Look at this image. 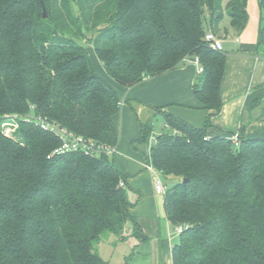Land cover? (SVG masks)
Masks as SVG:
<instances>
[{
    "label": "trees",
    "instance_id": "obj_1",
    "mask_svg": "<svg viewBox=\"0 0 264 264\" xmlns=\"http://www.w3.org/2000/svg\"><path fill=\"white\" fill-rule=\"evenodd\" d=\"M248 0H0V115L37 114L98 143L116 146L118 91L96 70L130 88L194 58L203 127L156 108L174 133H160L148 163L173 181L164 212L183 225L173 264H264V139L209 137L224 102L227 53L205 41L227 14L241 31ZM47 17L43 16V4ZM263 14L257 46L264 49ZM154 125L141 123L140 144ZM61 141L20 122L6 136L0 122V264H110L97 244L142 229L130 209L128 174L112 154H53ZM114 154V153H113ZM187 180V181H184ZM123 183V185L121 184ZM128 258V257H127ZM125 264H129L126 262Z\"/></svg>",
    "mask_w": 264,
    "mask_h": 264
},
{
    "label": "crops",
    "instance_id": "obj_2",
    "mask_svg": "<svg viewBox=\"0 0 264 264\" xmlns=\"http://www.w3.org/2000/svg\"><path fill=\"white\" fill-rule=\"evenodd\" d=\"M221 39L224 44V38ZM235 41L238 48L227 53L221 85L224 105L221 112L212 117L213 125L208 128L207 135L231 137L238 133L240 137L264 139V49L258 47V40L252 38H236ZM88 51L98 73L113 85L121 98L120 109L114 116L119 134L114 154L118 168L128 174L126 188L130 187L133 194L141 193L130 212L141 226L142 241L149 238L154 240V264H173L172 223L165 212L164 218L161 217L158 204L154 206L147 201L155 198L157 192L150 183L154 194L149 193L150 189L143 180V177H147L145 181L149 182L150 176L141 157L145 156L143 144L136 143L139 128L133 113L142 118L144 123L146 119L151 120L150 115H155L156 108H162L196 127H203L212 111L197 108L198 103L193 94V84L200 74L201 66L197 61H194V66H187L185 63L192 60L184 59L176 68L156 77L145 78L127 88L107 74L100 60L93 57L92 48L89 47ZM133 194L128 193L129 198Z\"/></svg>",
    "mask_w": 264,
    "mask_h": 264
},
{
    "label": "rangeland",
    "instance_id": "obj_3",
    "mask_svg": "<svg viewBox=\"0 0 264 264\" xmlns=\"http://www.w3.org/2000/svg\"><path fill=\"white\" fill-rule=\"evenodd\" d=\"M226 1L227 0H225V2ZM247 12H248V22L246 24V27L243 30L241 31L235 30L231 26L230 18L227 14L224 16L223 20L220 22L218 29L215 30L214 34L220 40H222L221 37L224 38V44H223L224 52L229 53L233 49L238 48V44L235 41L236 38H239L240 40H245L246 38H252V40L254 41L258 40L260 26L263 22L262 20L263 14L260 8V0H248ZM85 45H88V49L89 47L93 49V52H94L93 57L95 56L94 58L98 60V58H96L97 56L95 54L93 45L91 43H86ZM185 64L187 66H194L195 62L187 61ZM133 115L135 116L134 120H135L136 126L137 128H139V137L136 140V143H139L138 140L141 137L140 127H141V123H143V119L138 118L136 113H133ZM150 116H151L150 117L151 120L146 119L144 123H147L148 122L147 120H149L148 123L154 125V130L152 133L153 138H155L160 133H164V132L174 133L172 129H168L163 124L162 114L155 112L154 116L153 115H150ZM142 144H143L142 149H144L143 151H144L145 156H141V157H142V161L145 163V165H147L148 161L145 158L149 152L150 141L148 140L146 143H142ZM111 157L114 159L116 165L118 166L115 154L112 153ZM142 168L143 170H146L144 167ZM147 175L150 176V181L149 182L145 181V178L147 177H143V180L146 186L150 189L149 193L154 194L153 193L154 190L153 191L151 190V187H153V189L155 187L154 173L151 171H148ZM160 177L165 185H171L173 183L172 180L167 179L166 177L162 175H160ZM152 178H153V183H152ZM150 183H151V187H150ZM126 189L129 194L130 193L133 194V192H131L130 187H127ZM140 195L141 193L140 194L136 193V194H133V196H131L132 198L131 197L129 198L131 202L134 203V207ZM163 197H164L163 195L161 194L158 195L157 193V195H155V198L150 197L152 199L147 200L148 203L153 204L154 206L158 204V208H159V211L161 212L162 218H164ZM176 227L177 226L171 225L172 235H173L172 241L174 244L179 241V234H177V232L175 231ZM124 233H125V237L122 240L117 239L114 235H111V237H109L107 240L101 241L100 243L97 244L96 248L98 249L102 257L108 260L110 264H125L126 262H128L129 264H154V260L156 257L154 240L149 238L146 241H142L140 238L134 236L132 225H127L124 230Z\"/></svg>",
    "mask_w": 264,
    "mask_h": 264
},
{
    "label": "built area",
    "instance_id": "obj_4",
    "mask_svg": "<svg viewBox=\"0 0 264 264\" xmlns=\"http://www.w3.org/2000/svg\"><path fill=\"white\" fill-rule=\"evenodd\" d=\"M205 41L210 48L215 50L224 51L223 41L220 40L213 32H209L205 36ZM197 61V60H196ZM198 62V61H197ZM200 72L203 68L200 67ZM1 128L6 136H14L20 122H26L32 124L43 131H47L55 135L60 141L61 145L53 151V154H63L67 152L81 151L87 155H98V154H112L116 152V146L107 144H101L97 141L87 138L83 135L76 134L75 132L65 128L61 124L50 120L48 117L37 114L35 107H31V111L26 114L21 113H6L0 115ZM235 145L240 143V135L238 133L230 137ZM156 141L155 138H150V146ZM148 152V153H149ZM146 169L154 173L155 179V190L158 194L164 195L167 186L161 180L160 173L153 167L151 163L147 162ZM123 185V183H121ZM184 230L183 225H178L175 229L177 234H180Z\"/></svg>",
    "mask_w": 264,
    "mask_h": 264
},
{
    "label": "water",
    "instance_id": "obj_5",
    "mask_svg": "<svg viewBox=\"0 0 264 264\" xmlns=\"http://www.w3.org/2000/svg\"><path fill=\"white\" fill-rule=\"evenodd\" d=\"M42 4H43V3H42ZM43 16H44V18L47 17V11H46V7H45L44 4H43ZM191 60H192V61H196L194 58H191ZM184 181H187V180H184Z\"/></svg>",
    "mask_w": 264,
    "mask_h": 264
}]
</instances>
